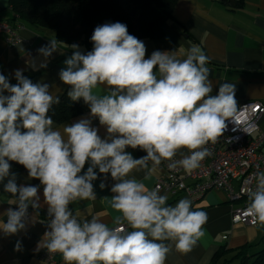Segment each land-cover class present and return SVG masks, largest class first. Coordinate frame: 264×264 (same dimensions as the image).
<instances>
[{
  "label": "clouds",
  "instance_id": "1",
  "mask_svg": "<svg viewBox=\"0 0 264 264\" xmlns=\"http://www.w3.org/2000/svg\"><path fill=\"white\" fill-rule=\"evenodd\" d=\"M91 42L88 52L70 45L72 54L59 72L69 89L67 97L73 102L82 99L89 118L62 128H54L49 115L61 101L48 83H33L20 69L14 71V85L0 74V183L16 199V208L4 213L7 220L0 230L14 235L26 229L33 219L29 208H41L42 186L48 223L37 251L59 253L65 264H165L173 244L182 253L197 245L205 235L207 214L192 210L189 199L168 205L166 195L131 174L141 169L154 172L164 160L171 161L170 169L198 168L210 154L205 146L224 134L226 121L240 128L236 86L222 83L211 95L209 57L200 47L192 46L184 59L174 51L159 50L145 58V43L121 22L95 27ZM58 50L57 41L50 40L38 52L46 61ZM93 118L106 127L105 138L92 126ZM129 147L146 155L133 158L126 151ZM181 149L188 154L174 160ZM10 161L22 165L40 184L18 183ZM86 162L89 166L81 174ZM96 169L115 181L113 195L104 198L119 213L114 227L95 216L80 221L69 208L74 201L96 198ZM253 178L256 186L247 192L246 212L264 224V172L258 170ZM99 187L106 184L101 181ZM21 247L17 241L15 250Z\"/></svg>",
  "mask_w": 264,
  "mask_h": 264
},
{
  "label": "crops",
  "instance_id": "2",
  "mask_svg": "<svg viewBox=\"0 0 264 264\" xmlns=\"http://www.w3.org/2000/svg\"><path fill=\"white\" fill-rule=\"evenodd\" d=\"M8 4L9 0H0V14L11 23L17 15L11 12ZM18 21L20 27L14 32L19 39L15 43L8 44L0 36V74L8 77L13 84L16 82L14 71L20 69L24 76H33L35 83H48L54 95L67 93L68 86L59 79V72L65 67V59L72 54V44L57 43L60 50L45 61L38 49L54 40L53 31L33 27L20 19ZM161 30L159 37L140 39L146 46L145 58L159 50L174 51L177 58L184 59L192 46H198L209 57L207 67L213 83L211 95L218 93L220 84L229 82L236 86L235 98L238 106L244 101L264 102V0H177ZM41 63H46L47 67H40ZM4 95L8 93L5 92ZM74 103L79 107L80 113L63 123H54V128H62L65 124H72L81 118H89L90 109L83 100ZM92 126L98 129V135L102 139L107 136L106 127L100 125L98 118L92 119ZM259 127L264 129V116L259 120ZM126 151L136 159L146 155L139 148L129 147ZM181 154L187 155L188 150L181 149L173 159L179 160ZM166 161L168 160L162 161L154 172L141 169L134 170L131 175L153 190L156 180L164 176L163 164ZM89 163L86 162L81 174L86 172ZM151 166L150 161L149 168ZM95 171L98 174V179L93 182L96 198L74 201L69 208L80 221L90 220L95 216L112 227L113 218L119 213L111 209L108 200L104 198L110 199L113 195L110 189L115 181L110 174L105 179V174H100L98 169ZM187 173L183 169L181 176L184 177ZM101 181L106 184L104 189L99 187ZM19 183L39 185L40 181L30 179L25 169L19 175ZM38 194L41 197V208L35 211L29 208V216L33 219L29 220L25 230L14 235H5L0 230V264H48L39 257L43 249L37 251V243L47 230L48 223L42 186ZM167 197V204L171 206H175L181 199L190 200L183 193L176 198ZM15 202L10 203L0 193V223L6 222L4 213L9 207L16 208ZM234 207H237V203L229 202L222 190L209 191L192 202V210H201L207 214V222L203 225L205 235L188 253L177 251L173 244L165 264H212V258L220 248L232 250L253 244L264 236V224H232L230 212ZM17 241L22 246L20 251L15 250ZM57 263L65 264L61 254L55 257L53 264Z\"/></svg>",
  "mask_w": 264,
  "mask_h": 264
},
{
  "label": "trees",
  "instance_id": "3",
  "mask_svg": "<svg viewBox=\"0 0 264 264\" xmlns=\"http://www.w3.org/2000/svg\"><path fill=\"white\" fill-rule=\"evenodd\" d=\"M177 0H9L8 8L18 19L33 27L53 31V39L58 44H79L84 51H91V36L95 27L105 23L121 22L128 32L138 39L161 36L162 24L169 19ZM33 83V76H26ZM16 82L13 83L16 84ZM60 103L49 111L55 124L63 123L80 113L79 107L67 97L59 96ZM10 172L19 175L25 170L14 161ZM0 193L8 201L15 197L3 191ZM130 230V229H129ZM59 264V263H57ZM212 264H264V236L253 244L242 245L232 250L214 254Z\"/></svg>",
  "mask_w": 264,
  "mask_h": 264
},
{
  "label": "built area",
  "instance_id": "4",
  "mask_svg": "<svg viewBox=\"0 0 264 264\" xmlns=\"http://www.w3.org/2000/svg\"><path fill=\"white\" fill-rule=\"evenodd\" d=\"M18 27V17L10 23L0 14V36L6 43L13 44L19 39L14 32ZM238 109L240 128L226 121L228 127L224 134L215 144L209 143L205 146L210 154L200 162L198 168L184 177L181 176L182 167L170 169L168 165L171 161H166L163 164L164 176L156 180L153 190L171 198L183 193L192 202L209 191L222 190L229 202L237 203V207L230 212L231 223L256 226L259 222H254L246 212L250 203L247 192L249 189H255L254 174L258 170L264 172V129L259 127V120L264 116V102L244 101ZM57 254L59 253L42 250L39 257L46 263L53 264Z\"/></svg>",
  "mask_w": 264,
  "mask_h": 264
}]
</instances>
